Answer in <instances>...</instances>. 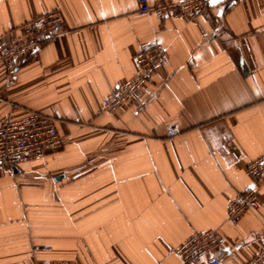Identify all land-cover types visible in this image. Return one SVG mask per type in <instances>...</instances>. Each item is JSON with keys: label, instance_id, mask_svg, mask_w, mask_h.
<instances>
[{"label": "crops", "instance_id": "crops-1", "mask_svg": "<svg viewBox=\"0 0 264 264\" xmlns=\"http://www.w3.org/2000/svg\"><path fill=\"white\" fill-rule=\"evenodd\" d=\"M52 11L64 32L12 79L0 63V121L58 113L60 136L40 161L0 165V264H184L174 249L208 230L220 264H245L264 234V183L245 172L264 153V0H212L191 21L139 15L138 0H0V37ZM153 42L168 63L100 113ZM252 190L258 210L228 221Z\"/></svg>", "mask_w": 264, "mask_h": 264}, {"label": "built area", "instance_id": "built-area-1", "mask_svg": "<svg viewBox=\"0 0 264 264\" xmlns=\"http://www.w3.org/2000/svg\"><path fill=\"white\" fill-rule=\"evenodd\" d=\"M212 0H177L175 2L138 0L139 15H153L158 19L191 21L207 14ZM64 32L60 12L39 14L17 27H9L0 37V63L9 79H12L22 63L37 57L41 46ZM135 72L120 87L110 92L100 105V113H112L131 101L146 85L152 75L168 63L165 48L157 43H142L132 57ZM58 113L45 116L35 111H26L13 120L10 117L0 121V165L8 169L40 161L57 147L60 136L56 128ZM180 133L174 126L166 127V134L173 137ZM230 147L231 143L226 142ZM246 175L264 183V153L250 160L245 168ZM257 192L247 191L236 195L226 206L228 221L237 223L247 210L257 211ZM224 245V239L214 230L192 234L173 253L184 264L205 262L220 264L217 254ZM33 264H72L62 260L57 262L37 261ZM245 264H264V234L260 238V248Z\"/></svg>", "mask_w": 264, "mask_h": 264}, {"label": "water", "instance_id": "water-1", "mask_svg": "<svg viewBox=\"0 0 264 264\" xmlns=\"http://www.w3.org/2000/svg\"><path fill=\"white\" fill-rule=\"evenodd\" d=\"M12 171H13V172H17L16 168H12Z\"/></svg>", "mask_w": 264, "mask_h": 264}]
</instances>
